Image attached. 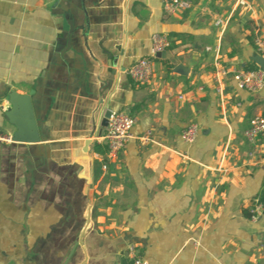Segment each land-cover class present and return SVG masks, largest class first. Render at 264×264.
<instances>
[{
  "label": "crops",
  "instance_id": "0c3cea01",
  "mask_svg": "<svg viewBox=\"0 0 264 264\" xmlns=\"http://www.w3.org/2000/svg\"><path fill=\"white\" fill-rule=\"evenodd\" d=\"M156 32L170 45L137 84L126 69ZM258 36L264 0L170 15L160 0H0V264H123L130 244L150 264H264V207L257 221L244 211L263 187L264 134L252 159L243 138L264 88L228 75L215 90L217 66L258 67ZM106 110L135 118L114 158L93 145Z\"/></svg>",
  "mask_w": 264,
  "mask_h": 264
},
{
  "label": "built area",
  "instance_id": "2783aa9c",
  "mask_svg": "<svg viewBox=\"0 0 264 264\" xmlns=\"http://www.w3.org/2000/svg\"><path fill=\"white\" fill-rule=\"evenodd\" d=\"M162 10L165 14H174L181 10L190 9L194 0H160ZM238 4H244V0H237ZM228 19L217 18L214 22L215 26L224 30L227 26ZM170 40L166 33L156 32L151 36L150 54L140 57L127 69L126 73L137 84H151L155 78L154 59L156 54L165 52L169 47ZM256 53L264 58V38L258 36L255 38ZM217 84L215 90L222 95L225 92L223 85V76L231 75L238 88L249 92H258L264 88V69L260 66L256 68H227L217 66L215 69ZM135 125V118L122 111H111L107 125L104 131L97 139H102L106 144V156L114 158L123 150L131 138H133V127ZM199 133L197 123H191L181 131V138L185 143H192ZM264 134V112L255 114L251 117L249 126L243 132L245 143L249 145L247 151L248 156L252 159L256 156L255 144L260 135ZM151 131L140 138L144 141L150 140ZM225 149L224 154H226ZM223 170V169H221ZM263 203L257 198L254 201L250 211L252 213L251 219L257 221L263 209ZM127 262L128 264H150L137 250L135 244H130L127 247Z\"/></svg>",
  "mask_w": 264,
  "mask_h": 264
},
{
  "label": "water",
  "instance_id": "95a60500",
  "mask_svg": "<svg viewBox=\"0 0 264 264\" xmlns=\"http://www.w3.org/2000/svg\"><path fill=\"white\" fill-rule=\"evenodd\" d=\"M164 56H165V52H160V53L156 54V58H163ZM252 59L258 66H260L261 68L264 69V58L262 56H260L259 54H255ZM174 70H175V72H177L179 74H183V75H186L188 73V71H189V69L187 67L183 66L182 64L177 65ZM110 113H111V110H106L104 112L103 118H102V122H101V128H103V127H105L107 125V119H108ZM101 128L98 130V132H97V134L95 136L93 145H95V143L97 141V138L100 137L101 134H102ZM90 141H92V140H90ZM90 143L91 142H87L86 144H90ZM263 237H264V235H263ZM71 253L66 258L64 264L67 263ZM123 264H128L127 260H124Z\"/></svg>",
  "mask_w": 264,
  "mask_h": 264
},
{
  "label": "trees",
  "instance_id": "16d2710c",
  "mask_svg": "<svg viewBox=\"0 0 264 264\" xmlns=\"http://www.w3.org/2000/svg\"><path fill=\"white\" fill-rule=\"evenodd\" d=\"M96 145H97V146H96ZM105 146H106V145H105ZM95 147H96L95 150H96L99 154L105 156L107 147H103L102 145L100 146V145H98L97 143H95ZM258 196H259V200H260V201L263 203V205H264V182H263V187H262V189L260 190ZM244 211H245V214L247 215V217H251L252 213L249 212V210H244Z\"/></svg>",
  "mask_w": 264,
  "mask_h": 264
}]
</instances>
